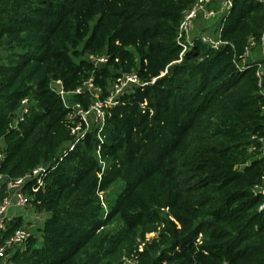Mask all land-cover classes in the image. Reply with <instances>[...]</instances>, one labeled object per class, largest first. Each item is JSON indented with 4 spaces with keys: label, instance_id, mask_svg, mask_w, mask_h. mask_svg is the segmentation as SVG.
Listing matches in <instances>:
<instances>
[{
    "label": "trees",
    "instance_id": "trees-1",
    "mask_svg": "<svg viewBox=\"0 0 264 264\" xmlns=\"http://www.w3.org/2000/svg\"><path fill=\"white\" fill-rule=\"evenodd\" d=\"M191 5L0 0V41L21 50L0 59V170L17 178L44 166L43 187L33 192L30 180L24 191L37 211L49 214L40 237L30 235L5 264H125L123 243L139 221L157 225L159 239L129 253L136 264H264L257 190L264 157L248 151L252 135L264 138V99L255 78L264 58L241 70L233 62L250 39L264 46V0H232L216 25L226 44L215 50L195 37L180 58L176 36ZM89 56L106 62L96 65ZM132 72L140 84L120 93L104 108L103 126L71 148V128L80 118L68 119L73 109L51 84L60 80L86 111ZM88 80L98 97L74 92ZM24 98L29 111L15 126ZM117 179L140 200V215L106 221L97 193ZM4 196L0 186V204ZM150 204L166 209L167 218L145 212ZM115 217L122 226L104 234ZM22 222L8 221L3 237Z\"/></svg>",
    "mask_w": 264,
    "mask_h": 264
},
{
    "label": "built area",
    "instance_id": "built-area-1",
    "mask_svg": "<svg viewBox=\"0 0 264 264\" xmlns=\"http://www.w3.org/2000/svg\"><path fill=\"white\" fill-rule=\"evenodd\" d=\"M213 0H192V5L183 12V19L181 20L178 33L176 36V41L182 46L180 52V58L185 53L188 44L191 43L189 40L190 34L192 32L193 23L197 17H200L204 21L217 20L220 19L225 13H227L231 6L232 0H219L217 6L212 7L210 4ZM201 40L213 49H218L226 42L222 41L218 36L213 38L209 35L201 36ZM255 48V42L250 39L248 45L245 47L244 51L233 60L235 68L238 70L243 69L249 60H252V52ZM262 50L264 51V46L262 45ZM89 60L96 65H101L106 62L105 57H94L89 56ZM255 78L259 93L264 99V60L257 63L255 68ZM59 84V88H53L61 97L63 103L69 106L65 100V90L62 87L60 80L55 81ZM88 88L92 87L91 80L86 81ZM140 84L138 76L135 72L124 75L118 82L112 85V91H109V95L104 101L96 99L89 107L97 111V122L100 126H103L105 121V110L107 106H112L116 98L124 90L131 88L132 86H137ZM82 88H77L74 92L78 93ZM73 109L71 113L68 114V119L72 120L75 116H79V125L75 124L71 128V133L79 129L82 123L86 124V119L83 112H88V110H83L82 107L74 103V105L69 106ZM28 99L24 98L21 101V106L17 114L15 115L14 125L16 126L18 122L23 121L26 114L28 113ZM251 139L254 141L250 146L248 151L252 153L255 157H264V138L257 135H252ZM78 139H76L77 141ZM75 141V142H76ZM75 144V143H74ZM73 148V146L71 147ZM4 159V152L0 147V168L1 163ZM45 172L43 166H38L33 169L30 173L25 176H20L17 178H8L0 170V186L5 189V196L0 204V264H5L11 252L21 247L27 238L30 236L29 232L25 228H17L8 237H3V231L6 230V224L8 221L14 218V213L16 209H23L30 204V197L26 195L24 191L25 184L30 180H35L36 185L32 186V191L36 192L39 188H42L44 181L42 174ZM262 194V204L260 208H264V180L261 188Z\"/></svg>",
    "mask_w": 264,
    "mask_h": 264
},
{
    "label": "rangeland",
    "instance_id": "rangeland-1",
    "mask_svg": "<svg viewBox=\"0 0 264 264\" xmlns=\"http://www.w3.org/2000/svg\"><path fill=\"white\" fill-rule=\"evenodd\" d=\"M219 0H214L215 6H217ZM116 19H112L111 22H115ZM219 19L217 20H210V21H204L200 17H197L193 23L192 32L190 34L189 40L192 42V40L195 37H201L204 35H209L213 38H216L218 36V33L216 32V25L218 23ZM21 52L20 49H12L6 44V40L3 39L0 41V59H5L9 54H11L13 51ZM183 56V55H182ZM89 58V57H88ZM252 58L255 59H262L264 58V51L262 50V46L255 47L252 52ZM181 60L176 61L175 63H179ZM52 88H59V84L55 81L51 84ZM82 89H87L91 91V94L94 97H98L100 94V90L97 88H94L93 86L88 88V85L86 82H84ZM112 86L108 88L109 91H112ZM65 100L66 103L71 106L74 105L73 101V92L71 91H65ZM86 119V124L83 127V125L80 126L82 129H77L72 133V136L74 137L73 142H70L69 146H74V143L76 139L82 138L85 133L87 132H94V128L96 125H99L97 122V111L95 109L90 108L88 112L82 113ZM79 125L78 123H76ZM97 134V132H96ZM97 138L100 139V135L97 134ZM1 145V144H0ZM1 147V146H0ZM178 158V157H173ZM183 157H180L182 159ZM170 166V165H169ZM44 167V166H43ZM173 168V167H172ZM262 186H259L257 190L261 191ZM128 187H126V183L123 179H117L113 184H111L107 189L104 191H100L97 193L98 199L101 203L102 210H101V217L105 219L106 221L111 220L112 217L115 215H122L124 218H127V220L132 219L133 216L140 215L139 212V202L140 200L136 197V195L128 192ZM26 195L30 197V195L26 192ZM31 199V197H30ZM149 210L145 212H151L152 210H159L160 216H163L164 218H167L168 211L166 209H159L158 207L154 205H149ZM15 217H20L22 219V225L20 227L25 228L30 235H35L37 237H40V229L42 228L45 219L49 214L45 212H39L37 211L32 204L30 203L28 206H26L23 209H16V212L14 213ZM116 219L112 222H109L106 224L104 228L101 229V231L104 232V234H110L116 231L118 228H120L123 224V220L121 218L115 217ZM158 226L157 225H148V224H142L141 221H139L135 227L132 228L131 233L126 237L124 243H123V261L125 264L127 263H134L136 264L138 261L134 260L131 261L129 259L128 255L130 252L132 254L139 250L141 251L145 244L147 242H150L153 239H159V232H158ZM201 235L198 236L197 242H200Z\"/></svg>",
    "mask_w": 264,
    "mask_h": 264
}]
</instances>
